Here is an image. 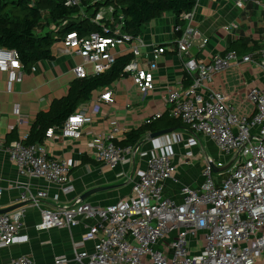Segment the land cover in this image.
<instances>
[{"label":"built area","instance_id":"2783aa9c","mask_svg":"<svg viewBox=\"0 0 264 264\" xmlns=\"http://www.w3.org/2000/svg\"><path fill=\"white\" fill-rule=\"evenodd\" d=\"M108 1L112 0H64L66 8L78 12L62 25L89 20L101 25L108 36L99 32L83 37L67 33L60 40L62 52L66 57L81 59L72 73L76 79H85L90 76L86 66H90L92 75L103 74L115 64L118 49L126 47L132 58L121 77L130 78L145 99L155 88L156 63L150 62L146 68L140 66L145 41L141 35L124 32L122 18L114 23L113 8L105 6ZM194 8L182 16L183 24L176 23L173 29L178 33L176 56L192 83L185 90H166L161 94L169 116L180 120L192 137L177 134L175 140L166 139L167 135L151 140L150 150L139 153L144 168L137 173L131 194L104 208L77 203L41 209L39 203L47 198L46 190L33 194L25 186L19 194L20 203H29L39 210L38 231L70 230L79 225L80 218L93 221L80 240L72 243V261L77 264H264V84L248 92L254 110L249 116L236 112L225 95L208 87L214 75L233 64L251 63L264 75V46L255 59L251 55L239 58L235 52L215 56L208 63L195 59L190 56L199 38L192 24ZM206 43L204 40L203 44ZM151 50L159 56L167 48L152 46ZM30 72H35V66ZM0 73L7 76L9 93L14 84L22 82L25 72L15 50L0 47ZM99 99L114 103L111 90ZM14 113L21 122L18 106ZM160 117L161 114L153 115L144 124ZM85 122V114L79 111L66 119L58 134L64 139L78 140ZM54 132L55 129H48L45 138L54 139ZM118 132L114 128L107 134L94 135L89 145L94 160L108 170L133 163L137 152L135 146L123 148L116 144ZM27 136L12 142L6 150L17 172L58 187L64 194L70 193L72 162L48 159L41 144L24 143ZM196 136L213 142L219 156L216 160H204L200 185L191 187L178 176L175 145L181 144L184 158L191 162L195 159L192 148L197 144ZM169 185L173 193L166 197L164 189ZM54 201H58L57 196ZM23 213L17 209L0 214V248L27 242V237L20 235ZM88 243L92 245L90 252L86 250ZM14 264L33 261L22 256Z\"/></svg>","mask_w":264,"mask_h":264},{"label":"crops","instance_id":"0c3cea01","mask_svg":"<svg viewBox=\"0 0 264 264\" xmlns=\"http://www.w3.org/2000/svg\"><path fill=\"white\" fill-rule=\"evenodd\" d=\"M104 16L107 18V14ZM175 24L176 17L168 13L144 26L141 36L146 47L141 49L143 57L140 66L146 68L150 62H155L157 66L155 88L145 99L130 78L121 77L111 86L94 91L89 100L78 106L74 114L82 111L86 117L78 140L60 137V127L51 128L55 129L54 139L44 138L41 146L48 159L71 161L73 164L69 172L72 191L67 194L58 187L20 175L6 150L12 142L28 134L38 113L47 112L52 102L67 95L70 84L76 79L72 68L81 64V59L64 56L60 39L53 47V59L34 64L33 73L24 70L22 82L14 84L10 93L7 92V76L0 73V210L21 204L18 197L25 186L33 194L39 189L46 190L47 198L39 203L41 209L69 207L77 203L104 208L131 194L137 173L144 168L139 153L150 150L152 146L148 136L135 146L137 152L133 163L114 170L96 162L89 145L94 135L107 134L114 128L119 130L117 141L124 140L128 133L144 125L151 116L168 112L161 100L163 92L189 87L184 86L186 73L176 56L178 33L173 31ZM192 24L199 33L190 50V56L195 59L208 63L213 57H222L230 52H235L239 58L251 55L255 59L264 46V0H250L242 5L237 0H196ZM225 27L229 28L228 31ZM204 40L207 42L205 45ZM152 46L165 47L167 51L158 56L153 54ZM118 51L117 57L130 53L126 47ZM86 70L90 76H95L91 74L90 66H86ZM263 84L264 75L250 63L233 64L225 72L214 75L208 87L225 95L228 105L236 112L249 116L254 110L248 101V92ZM108 90L114 98L112 104L99 99ZM17 106L21 122L14 113ZM177 134H182L184 138L192 137L186 128H182L172 131L166 139L175 140ZM195 140L197 144L192 152L196 162L186 163L181 144L175 145L178 176L182 183L191 187L200 185L201 171L194 172L190 167H196L200 162L202 168L206 158L216 160L219 156L213 142L203 136H196ZM98 188L104 190L91 194L85 201L81 200L83 194ZM164 190L166 197L173 193L170 185ZM55 196L58 198L56 202ZM18 209L24 211L20 235L26 236L27 242L0 248V264H14L22 256L31 258L33 264H77L72 261V243L80 240L93 221L80 218L79 225L70 230L53 228L38 231L37 226L41 222L39 210L29 203ZM91 249V243L86 244V250L90 252ZM61 259L65 261L57 263Z\"/></svg>","mask_w":264,"mask_h":264},{"label":"trees","instance_id":"16d2710c","mask_svg":"<svg viewBox=\"0 0 264 264\" xmlns=\"http://www.w3.org/2000/svg\"><path fill=\"white\" fill-rule=\"evenodd\" d=\"M195 4L196 0H112L105 6L113 8L114 23L122 18L123 31L138 36L147 23L164 14H172L176 17V23L183 24L182 16L190 12ZM77 12V9L66 8L64 0H0V47L15 50L24 70L30 71L34 64L53 59L54 45L67 33L75 32L83 37L99 32L108 36L103 33L101 25L89 20L62 25ZM105 25L109 26L110 22H105ZM131 58V53L119 56L109 71L85 79H75L64 98L52 102L47 112L37 114L24 143L41 144L46 131L61 127L81 103L90 99L94 91L109 87L121 78L123 68ZM185 76L184 86L188 87L192 80ZM182 128H185L182 122L171 118L166 112L159 119L131 131L116 144L123 148L138 146L150 134Z\"/></svg>","mask_w":264,"mask_h":264},{"label":"water","instance_id":"95a60500","mask_svg":"<svg viewBox=\"0 0 264 264\" xmlns=\"http://www.w3.org/2000/svg\"><path fill=\"white\" fill-rule=\"evenodd\" d=\"M172 133V130H162V131H159V132H156V133H153V134H150L148 136V140L151 141V140H154V139H157V138H160V137H163V136H166L168 134ZM214 171H217L216 169H214ZM104 189H101V188H98V189H94V190H91L85 194H83V196L81 197V200L82 201H85V199H87L91 194H94V193H97V192H100ZM24 205V203H21V204H18L16 206H13V207H10V208H7V209H3V210H0V214H5V213H9L13 210H16L20 207H22Z\"/></svg>","mask_w":264,"mask_h":264},{"label":"rangeland","instance_id":"374dc122","mask_svg":"<svg viewBox=\"0 0 264 264\" xmlns=\"http://www.w3.org/2000/svg\"><path fill=\"white\" fill-rule=\"evenodd\" d=\"M38 32H40V31H38ZM195 160H196V157H195V159H194L193 161H195ZM223 160H224V158H223ZM186 161H187L186 163H188V160H187V159H186ZM195 162H196V161H195ZM197 164H198V165H197L198 167H197V166H196V167H195V166H191V167H190V170H194V172H197V173H198L199 171H201L202 168H200V162H197Z\"/></svg>","mask_w":264,"mask_h":264}]
</instances>
